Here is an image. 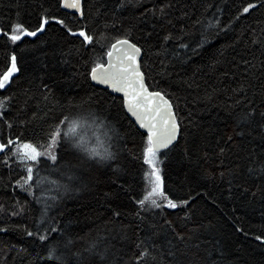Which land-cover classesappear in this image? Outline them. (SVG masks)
I'll use <instances>...</instances> for the list:
<instances>
[{"label":"snow or ice","instance_id":"obj_1","mask_svg":"<svg viewBox=\"0 0 264 264\" xmlns=\"http://www.w3.org/2000/svg\"><path fill=\"white\" fill-rule=\"evenodd\" d=\"M130 7L138 11L141 20L151 18L166 21L169 27L165 28L160 24L162 34L158 36L155 45L135 37L134 26L120 31L115 22L98 23L100 10L93 11L89 0H45V3L39 5L34 24L23 20L17 12L15 17L9 20L7 27L0 26V39L3 40L0 47L15 46L5 53L7 60L4 69L0 70V90L10 88L22 71L15 49L20 44H25L27 37L39 39L49 29H55L58 39L67 45L61 50L64 62L70 63V58L79 59L73 78H83L93 89L83 97L64 96L63 104L61 98L56 95L54 81L52 84L43 79L39 81V99L31 83L27 89L20 91L19 95L23 97V101L19 107L26 110L29 101L35 100L37 108V111L31 113V119L18 120L22 128L38 118L41 104L45 108L52 104L58 109V115L54 116L53 123L48 125L42 141L23 137V133H12L14 124L9 116L13 115V101L17 95L0 96V121L7 129L0 130V155L3 156L5 165L18 163L23 169L24 175L15 179L14 184L31 196L36 204L41 205L39 214L32 217L31 227L27 224L15 227L34 242L44 243V264H112L113 245L110 242L73 236L57 218L63 216L60 210L63 200L84 186V164L93 165L96 172H100L102 166L115 167L114 175L117 176L120 171L119 157L124 149L120 146L119 133L107 115V108L115 101H109L105 105L104 97L94 90L99 86H106L113 92L122 94L120 107L135 117L141 128L146 129L142 149L143 162L147 165V170L143 173L144 188L139 198L132 197L137 206L133 215L138 218L136 231L133 233L135 239L130 251L124 254L127 259L121 257L119 264H223L224 252L220 247H203L209 242L201 239L202 226L196 224L190 227L195 215L193 204L199 193L194 197L193 190H189L185 197L181 198L171 188H165L160 167L163 163L161 156L165 155L162 150L171 151L179 146L180 140L184 138L182 118L177 111L178 103L174 104L170 92L157 88L155 81H152L153 87L150 89L152 66L148 65L145 57L154 47L152 54L159 58V74H166L167 67L173 60H183L187 58L189 51L198 53L206 45H210V36L215 35L209 31L213 25L219 32L227 34L235 30L242 19L248 20V23L236 32L231 43L217 49L213 54L214 70L217 66L229 65L228 70L221 73L224 77L231 78L230 85L223 90L225 99L221 106L230 118L231 125L228 132L217 138L216 149L211 154L218 160L221 170H205V175L219 176L222 180L227 178L230 197L235 195L232 191L235 187L241 189L240 196L255 198L259 195L264 200V186L253 190L252 186L233 183L237 180L236 173L241 167L239 163L231 168L225 167L227 156L239 150L245 155H237L236 159L247 161L246 168L250 175L255 174L257 168L260 174H264V82L258 88L253 83V79L264 77V13L252 17L253 12L264 9V0H243L226 22L220 19L223 10L212 0H205L195 18L189 12L183 11L181 17L187 23L181 22L178 27L169 18L174 7L172 0H154L151 7L144 6L142 0H115L111 13L113 20L117 11ZM155 27L154 24L153 28ZM112 31L118 34L111 35ZM148 36L150 37L151 33H148ZM77 43L79 47H76ZM97 46L101 48L100 55L95 54ZM237 46L241 48V52L235 51ZM81 49H90L93 54L84 59ZM252 49L260 52L259 58L253 55ZM258 70L260 76L256 75ZM218 91L212 89L211 95L206 93V98L211 100L217 96ZM47 114L45 111L44 115ZM89 122L106 127L111 133L109 147L103 153L90 147V141L86 140L83 134V129ZM254 132H257L261 144L250 143L249 146H244L243 141ZM202 142L207 144L206 138ZM186 145L187 140L183 148L187 155ZM202 155L205 159L211 158L207 151ZM42 158L43 168L50 171L48 178L39 175ZM53 175L55 178H52ZM89 179L91 182V179L95 178ZM121 187L123 188V185ZM53 188L56 189V194L50 200L41 198ZM37 192L40 193L39 196ZM13 204L15 210L9 213L12 217L32 211L27 200L14 199ZM165 209L175 210V214ZM108 210L111 215L106 222V228L108 224L114 228L122 213L112 208L111 204L108 205ZM5 211V205L0 204V212ZM51 212L56 215H50ZM129 227L131 226L120 225L121 240L129 239L126 234ZM7 230L6 227L0 228V231ZM237 231L244 232V229L237 226ZM53 233L58 234V238H54ZM255 239L264 242V234L255 236ZM17 250L27 252L22 246Z\"/></svg>","mask_w":264,"mask_h":264},{"label":"trees","instance_id":"obj_2","mask_svg":"<svg viewBox=\"0 0 264 264\" xmlns=\"http://www.w3.org/2000/svg\"><path fill=\"white\" fill-rule=\"evenodd\" d=\"M114 2L115 0H89L93 11L100 10L98 23L100 21L115 22L116 28L120 31L134 26L133 35L152 45L157 43L158 36L162 34L160 24H163L165 28L169 27L166 21H157L151 18L141 20L138 11L131 7L117 11L115 20H113L111 13L114 10ZM153 2L154 0H142L143 5L147 7H151ZM172 2L174 7L169 18L178 27L181 22L187 23L181 17V13L187 11L195 18L200 13L201 5L205 0H172ZM212 2L223 10L220 19L226 22L243 0H212ZM42 3H45V0H0V26L7 27L9 20L13 19L17 12L20 13L23 20L31 21L34 24L39 5ZM261 13H264V9L253 12L252 17L260 16ZM246 23L248 20L242 19L236 29L227 32V34L219 32L213 25L209 31L215 35L214 37L210 36V45H206L198 53L189 51L187 58L183 60H173L167 67V73L170 75L159 74L161 72L159 58L152 54L155 51L154 47L145 57L148 65L152 66L149 77L150 89L153 87L152 81H155L157 88H163L170 92L172 94L170 98L174 104L178 103L177 111L182 118L184 138L180 140L178 147L171 151H162L165 155L161 156L163 163L160 167L165 188L166 190L171 188L181 198H184L189 190H193L194 197L199 193L193 204L195 215L190 227L196 224L202 226L200 229L201 239L209 242L203 247L210 245L220 247L224 252L223 264H264V242L255 239V236L264 234V200L259 195L255 198L240 196L241 189L235 187L232 189L235 195L230 197L227 178L222 180L219 176L205 175V170L208 172L221 170L218 167V160L211 154L216 149L217 138L228 132L231 125L230 118L221 106V102L225 99L223 90L231 83V78H226L221 73L227 71L229 65H220L214 70L212 66L213 54L217 49L231 43L236 32ZM154 24L156 25L155 29L153 28ZM148 33H151L150 37ZM117 34L116 31L111 32V35ZM0 44H3L2 39H0ZM14 47L12 45L7 48L0 47V70H3L6 64L5 53ZM63 47H67V45L58 39L56 30L49 29L39 39L27 37L25 44H20L15 49L22 71L17 75L10 88L0 90V96L17 95L16 100L13 101V115L9 116L14 124L12 133H23V137L42 141L48 125L53 123V117L58 115V109L52 104H48L47 108L41 104L37 119L32 120L26 127L22 128L19 125L18 120L31 119V113L37 111L35 100L29 101L26 110L19 107L23 101V97L19 93L22 89H27L30 83L33 91L37 92V85L41 79L50 84L54 81L55 92L57 97L61 98V104L64 102V96L83 97L93 91L83 78H73L79 59L70 58L71 62L65 63L61 56ZM76 47H79L78 43ZM235 51L241 52V48L237 46ZM81 52L84 59L93 54L90 49H81ZM252 53L258 58L260 57L258 50L252 49ZM95 54H102L99 46L95 49ZM80 70L83 71V68ZM256 75L260 76L259 70ZM262 82H264V77L253 79L257 88ZM189 85L192 86L189 87ZM212 89H218V94L208 100L206 93L211 95ZM94 90L104 97L105 105L109 101H115L111 107L107 108V115L112 121V126L119 133L120 146L124 149L119 157L120 171L117 176L114 175L115 167L102 166L101 171L96 172L93 165L84 164L82 168L85 175L84 186L80 191L70 194L63 200L60 204L63 216L57 218L62 221L73 236L103 239L104 242H110L113 245L112 264H119L121 257L127 259L124 254L130 251L135 239L133 233L136 231L135 225L138 223V218L133 215L137 206L132 197L139 198L144 188L143 173L147 170V165L143 162L142 149L146 133L137 126L126 109L120 107L121 96L115 95L109 89L101 86ZM37 99H39L38 92ZM45 111L48 112L46 116L44 115ZM17 113L19 115H16ZM0 130L7 131L2 121H0ZM257 132L246 138L243 145L249 146L250 143L260 145L261 141ZM83 134L86 140L90 141L89 146L96 151L103 153L108 149L111 133L106 127L89 122L83 129ZM204 138H206L207 144L202 142ZM185 140H187V155L183 151ZM205 151L209 152L210 159H205L202 155ZM237 155L245 154L236 150L234 154L228 155L225 161V167L231 168L237 163L241 165L236 173L237 180L233 183L252 186L253 190L264 186V174H260L257 168L256 173L250 175L246 168L247 161L237 160ZM38 171L42 177L50 176V171L43 168V158L42 167ZM21 175H24V171L18 163L5 165L3 156L0 155V204L5 205L6 209L5 212H0V228H8L7 231H0V264H44V243L34 242L32 238L26 237L23 231L17 230L15 227L25 224L31 227L32 217L39 214L38 210L41 207L33 201L31 196L15 186V179ZM92 177L95 179H91L90 182L89 178ZM52 178L55 176L53 175ZM55 194L56 189L53 188L51 192H46L41 198L50 200ZM37 195L39 196L40 193L37 192ZM14 199L29 201V208L32 211L19 217L10 216V211L15 210ZM109 204L122 213L114 228L111 224H108L106 228V222L111 215L108 210ZM155 211L159 212L160 210ZM165 211L175 214V210L165 209ZM50 215L55 216L56 213L51 212ZM121 224L131 226L126 232L129 237L127 240L120 239ZM237 226L243 228L244 232L237 231ZM53 237L58 238V234L53 233ZM21 246L27 249V252L18 251L17 249Z\"/></svg>","mask_w":264,"mask_h":264},{"label":"water","instance_id":"obj_3","mask_svg":"<svg viewBox=\"0 0 264 264\" xmlns=\"http://www.w3.org/2000/svg\"><path fill=\"white\" fill-rule=\"evenodd\" d=\"M71 11H74V10H71ZM101 87L107 88L106 86H101ZM107 89H109V88H107ZM109 90H110L111 93H113V94H115V95L122 96L121 93H115V92H113L112 89H109ZM128 114L130 115V117L132 118V120L137 124V126H138L142 131H144V132L146 133V129H143V128H141V127L139 126V124H138V123L136 122V120H135V117H132L130 113H128ZM162 151H164V150H162Z\"/></svg>","mask_w":264,"mask_h":264}]
</instances>
